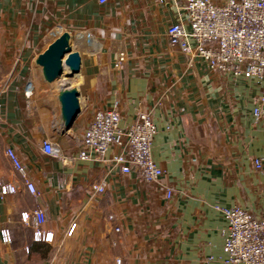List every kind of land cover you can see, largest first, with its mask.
Listing matches in <instances>:
<instances>
[{
  "label": "crops",
  "instance_id": "0c3cea01",
  "mask_svg": "<svg viewBox=\"0 0 264 264\" xmlns=\"http://www.w3.org/2000/svg\"><path fill=\"white\" fill-rule=\"evenodd\" d=\"M182 4L0 0V114L6 120L0 123V179L20 182L5 154L12 147L41 191L37 198L21 184L17 192L0 195V264H118V259L122 264H231L226 262L228 223L216 206L261 209L264 176L254 159L264 156L262 88L256 78L219 73L194 49L170 44L169 25L188 21ZM64 31L82 57L75 85L81 111L67 132L56 93L45 92L36 64ZM121 53L125 59L115 66ZM29 79L35 84L31 108L25 97ZM116 102L123 127L142 112L153 115L152 154L164 170L158 182L122 173L108 160L69 158L79 151L73 143L95 112ZM45 137L60 144L64 158L37 146ZM99 181L107 183L101 195L92 191ZM38 204L48 211L44 228L53 232L52 242L35 240L32 227L22 221V212ZM4 228L10 229L11 242L2 237ZM33 241L53 250L46 256L34 253Z\"/></svg>",
  "mask_w": 264,
  "mask_h": 264
},
{
  "label": "built area",
  "instance_id": "2783aa9c",
  "mask_svg": "<svg viewBox=\"0 0 264 264\" xmlns=\"http://www.w3.org/2000/svg\"><path fill=\"white\" fill-rule=\"evenodd\" d=\"M101 4L109 0H98ZM183 9L187 12V24L183 21L171 23L167 30L169 42L183 51L194 49L208 66L219 73H233L239 76L256 78L262 88L261 105H264V0H183ZM194 40L192 46L190 40ZM125 59L121 53L115 61L119 66ZM35 84L29 79L25 84V97L28 108L34 101ZM4 89L0 87V96ZM257 118L261 116V106L255 108ZM122 114L118 103L105 109H99L93 115L85 134L74 141L79 147L74 159H96L110 161L122 173L136 172L148 183L158 182L164 170L156 163L152 146L157 127L150 112H142L128 126L121 125ZM0 123H6L0 114ZM35 144V140L33 141ZM37 146L46 154L64 158L58 142L45 137ZM115 152L107 158V153ZM14 171L20 176L8 182L0 179V195L6 197L24 185L35 197L41 196L40 189L28 174L25 164L12 147L5 149ZM255 170L264 176V156L254 159ZM107 190L106 181L92 184V191L97 195ZM167 198H172L174 190L167 188ZM227 220L225 248L228 253L227 263L264 264V199L259 212L255 213L241 205L216 206ZM22 221L33 229L34 239L52 242L53 232L44 228L49 221L45 207L38 204L32 212H22ZM117 232L121 226L115 215H109ZM76 224L68 230L73 234ZM4 241L11 242L9 228L2 229ZM118 264L122 260L118 259Z\"/></svg>",
  "mask_w": 264,
  "mask_h": 264
},
{
  "label": "water",
  "instance_id": "95a60500",
  "mask_svg": "<svg viewBox=\"0 0 264 264\" xmlns=\"http://www.w3.org/2000/svg\"><path fill=\"white\" fill-rule=\"evenodd\" d=\"M68 31L61 33L36 58V64L41 68L42 77L46 82H53L64 74L65 66L69 69L67 77H74L81 72L82 57L74 50ZM56 98L60 121L64 132L72 128L80 111L79 90L76 86L63 85L59 87Z\"/></svg>",
  "mask_w": 264,
  "mask_h": 264
},
{
  "label": "rangeland",
  "instance_id": "374dc122",
  "mask_svg": "<svg viewBox=\"0 0 264 264\" xmlns=\"http://www.w3.org/2000/svg\"><path fill=\"white\" fill-rule=\"evenodd\" d=\"M217 1H221V0H217ZM63 76V75H62ZM61 76V77H62ZM60 77V78H61ZM68 79H70L69 80V85H72V86H75L76 84H77V82H78V77H77V75L76 76H74V77H67ZM59 79V78H58ZM63 79V78H62ZM61 79V80H62ZM56 81H58L57 79L55 80V81H53V82H44V86H45V88H44V90H45V92L47 93H57V91H58V89H59V85H57L58 83L56 82ZM68 85V84H67ZM35 88V87H34ZM34 96H35V93H34ZM48 98V97H47ZM34 100H35V97H34ZM33 102H35V101H33ZM56 104L58 105V101H57V98H56ZM27 106V105H26Z\"/></svg>",
  "mask_w": 264,
  "mask_h": 264
},
{
  "label": "trees",
  "instance_id": "16d2710c",
  "mask_svg": "<svg viewBox=\"0 0 264 264\" xmlns=\"http://www.w3.org/2000/svg\"><path fill=\"white\" fill-rule=\"evenodd\" d=\"M35 249L39 250V252H40V254H42V256H46L47 254H49L53 250V247L49 243L39 244L38 242L33 241L31 244V251H33L35 253Z\"/></svg>",
  "mask_w": 264,
  "mask_h": 264
},
{
  "label": "bare ground",
  "instance_id": "6f19581e",
  "mask_svg": "<svg viewBox=\"0 0 264 264\" xmlns=\"http://www.w3.org/2000/svg\"><path fill=\"white\" fill-rule=\"evenodd\" d=\"M68 73H69V69L67 68V66H65L63 76L61 78L57 79L58 81H56L58 83L57 85H59L61 87L63 85H67V84L69 85L71 83V82L69 83L70 79L67 78Z\"/></svg>",
  "mask_w": 264,
  "mask_h": 264
}]
</instances>
